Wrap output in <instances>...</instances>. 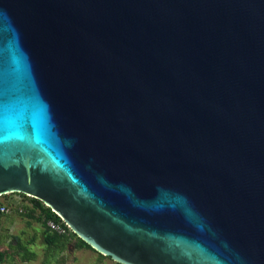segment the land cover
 Segmentation results:
<instances>
[{
	"label": "water",
	"instance_id": "1",
	"mask_svg": "<svg viewBox=\"0 0 264 264\" xmlns=\"http://www.w3.org/2000/svg\"><path fill=\"white\" fill-rule=\"evenodd\" d=\"M121 264H264V0H0V195Z\"/></svg>",
	"mask_w": 264,
	"mask_h": 264
},
{
	"label": "crops",
	"instance_id": "2",
	"mask_svg": "<svg viewBox=\"0 0 264 264\" xmlns=\"http://www.w3.org/2000/svg\"><path fill=\"white\" fill-rule=\"evenodd\" d=\"M2 196L5 197L3 201L12 207L0 214V264H70V255L76 264L78 251L92 250L79 245L73 237L66 242L48 243L44 235L49 231L39 207L33 206L20 192H8ZM16 203L23 211L16 210ZM67 243L73 244L70 250H67ZM97 255L99 264H111L108 256Z\"/></svg>",
	"mask_w": 264,
	"mask_h": 264
},
{
	"label": "trees",
	"instance_id": "3",
	"mask_svg": "<svg viewBox=\"0 0 264 264\" xmlns=\"http://www.w3.org/2000/svg\"><path fill=\"white\" fill-rule=\"evenodd\" d=\"M1 195H4V194H1ZM23 195L29 198V200H30V202H31V204L33 206L39 207L40 212L43 215V218L50 217V218H53V219H56V220L59 219V217L56 214H54L47 206L43 205L40 202V200H38V199H36L34 197H31V196L25 195V194H23ZM69 237H73L74 240L79 245H82V246H85V247L90 248L87 243H85L83 240H81L79 237H77L72 231H70V235L69 236L59 235V234H56V233H53V232H49V234H45L44 235V239L48 243H51V242H53V243H58L59 242L60 243L62 241L63 242H66V241H68L67 239H69ZM68 245H69V247L73 246V244H68ZM100 255H102V254H100Z\"/></svg>",
	"mask_w": 264,
	"mask_h": 264
},
{
	"label": "built area",
	"instance_id": "4",
	"mask_svg": "<svg viewBox=\"0 0 264 264\" xmlns=\"http://www.w3.org/2000/svg\"><path fill=\"white\" fill-rule=\"evenodd\" d=\"M11 207L12 204L10 205L8 202L0 201V214L9 211ZM16 210L21 212L23 211V208L20 204L16 203ZM43 223L49 232L59 235H65L69 229L60 218L56 220L50 217H45L43 218Z\"/></svg>",
	"mask_w": 264,
	"mask_h": 264
},
{
	"label": "rangeland",
	"instance_id": "5",
	"mask_svg": "<svg viewBox=\"0 0 264 264\" xmlns=\"http://www.w3.org/2000/svg\"><path fill=\"white\" fill-rule=\"evenodd\" d=\"M5 199L4 196L0 195V201H3ZM43 204V203H42ZM44 205V204H43ZM70 229L67 230V233L64 236H69L70 235ZM82 246V245H81ZM85 247V246H84ZM87 248V247H85ZM91 249V248H90ZM67 250H70V247H67ZM98 252H96L95 250H81L78 251V255H77V259L75 260L76 264H99L98 262L100 261V259H97L96 257ZM100 255V253H98ZM70 264H74V257L72 255H70ZM92 256H95V258H93ZM101 256H106V255H101ZM111 264H121L118 262L113 261L112 259L109 261Z\"/></svg>",
	"mask_w": 264,
	"mask_h": 264
}]
</instances>
